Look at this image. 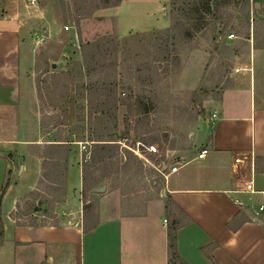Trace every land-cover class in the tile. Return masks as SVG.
<instances>
[{"label": "rangeland", "instance_id": "1", "mask_svg": "<svg viewBox=\"0 0 264 264\" xmlns=\"http://www.w3.org/2000/svg\"><path fill=\"white\" fill-rule=\"evenodd\" d=\"M32 1L0 0V16L24 22L34 40L26 102L39 121L43 141H72L84 161L90 158V139L98 129L105 126L107 134L128 135L118 141L110 177L98 185L87 181L84 211L78 189L67 207L56 204L61 191L46 184L62 186L63 177L52 165L45 173L49 182L15 211L23 220L71 223L84 212L94 223L101 203H119L137 212L161 197L166 181L162 168L188 161L207 146L214 102L236 82L245 83L238 75L251 63L254 40L261 47L255 54V72L258 99L264 105V6L214 0L217 15L192 17L180 9L192 0H176V8L173 0H109V6L103 5L108 0ZM101 39L110 51L107 57L96 52V66L110 67L109 79L117 86L118 99L125 101L119 105L116 126L114 110L104 126L98 125L99 97L80 87L84 54L90 50L83 45ZM137 98L147 115L135 103ZM145 145L157 146L158 152L149 153ZM138 148L142 156L132 150ZM255 217L264 227V209ZM69 261L64 256L57 264Z\"/></svg>", "mask_w": 264, "mask_h": 264}, {"label": "crops", "instance_id": "2", "mask_svg": "<svg viewBox=\"0 0 264 264\" xmlns=\"http://www.w3.org/2000/svg\"><path fill=\"white\" fill-rule=\"evenodd\" d=\"M251 2L264 6V0ZM29 36L24 22L0 16V264H57L64 256L70 264H213L211 256L220 264H264V227L255 217L264 207V105L255 72L261 47L255 40L251 63L238 75L245 83L225 89L213 104L216 117L205 135L207 156L164 166L161 197L137 212L101 203L94 223L82 210L71 223H36L15 211L49 182V166L62 170V186L46 185L61 191L55 200L63 207L74 200V189L83 196L84 179L74 142L69 141L68 161L51 163L43 157L52 144L68 140L43 141L39 121L28 109L34 66ZM174 166L178 170L172 172ZM250 180L254 192L247 190ZM80 203L82 207L83 197ZM174 220L179 222L177 260L171 262L168 226Z\"/></svg>", "mask_w": 264, "mask_h": 264}, {"label": "trees", "instance_id": "3", "mask_svg": "<svg viewBox=\"0 0 264 264\" xmlns=\"http://www.w3.org/2000/svg\"><path fill=\"white\" fill-rule=\"evenodd\" d=\"M173 6L176 8V0H173ZM214 0H192L181 7L183 11H187V15H191L192 17L195 16H201V15H209L214 16L218 13V5H214ZM246 5L249 6L251 3V0H245ZM104 6L112 5L109 3V0L107 2L103 3ZM102 41L104 39H101L97 42H87L83 45V48L86 50V48L90 49L89 51L85 52L84 54V74L80 81L81 85L80 87L89 88L91 92L94 94H97L99 97L98 102V112L95 111L96 114L99 116L97 117L98 125L104 126L106 124L107 116L111 115V113L114 110V120H115V126L117 125L116 119H117V113L119 109V105L125 104L124 100H119L117 97V90H116V84L114 81H111L109 78L111 77L112 71H110V67L106 66L104 63L102 65H97L96 61V52L100 50L102 54H104L107 57V54L110 51V47L108 44H103ZM110 40H108L109 42ZM114 49H112L113 51ZM81 71V70H80ZM81 74V72H80ZM94 77H97V80L94 81ZM85 78L87 80H85ZM97 97V99H98ZM132 99V97H130ZM135 103L138 105V107H141L142 114L147 115L148 109L142 108L145 104L144 102L137 98L135 100ZM91 107L89 110L90 115L94 114V106L91 102ZM136 105V106H137ZM148 119V118H145ZM138 130V129H137ZM128 134H121L120 137H118L117 134H107L105 130V126L102 129H98L97 132L93 135V137L90 139L92 142L91 148L89 150L90 152V158L87 160L84 157L83 161V179H84V190L87 184V181L92 180V182L95 185H98L99 183H102L105 179L110 177L111 174V166L114 165L111 162V159L115 157V154L117 152V149L119 148L118 141H125L127 139ZM137 136H140L141 134L139 132H136ZM47 155L45 154L43 157L45 159H51L54 161L58 159H64L66 161L69 160V154H70V147H69V141L66 143L61 144H52V146L47 149ZM66 167V166H65ZM10 185V179L7 180V183L3 189V192H5ZM83 190V197H86V194ZM86 209V206H84ZM248 221V220H245ZM179 228V222L178 220H174L171 224L168 226V236H169V252L171 256V262H174L177 260V251H176V239H177V230ZM4 238V228L1 225V232H0V245L3 243ZM211 259L213 261V264H220L215 260L213 256H211ZM180 264H183L182 262Z\"/></svg>", "mask_w": 264, "mask_h": 264}, {"label": "built area", "instance_id": "4", "mask_svg": "<svg viewBox=\"0 0 264 264\" xmlns=\"http://www.w3.org/2000/svg\"><path fill=\"white\" fill-rule=\"evenodd\" d=\"M37 0H33L32 2H33V4H35V2H36ZM66 29H69V27H66ZM230 37H233V35L231 34L230 35ZM216 117V111H214L213 113H212V118H215ZM82 147H83V149H85L86 148V146H85V144H82ZM144 148H146V150L149 152V153H157L158 152V148H157V146H155V145H145L144 146ZM137 155H139V156H142V153L140 152V148H138L137 150H135V149H132ZM207 154H208V149H206V148H203L199 153H198V157L199 158H205L206 156H207ZM178 170V167L177 166H174L173 168H172V172H175V171H177ZM163 174H164V172H163ZM164 176L167 178V175H165L164 174ZM254 181L253 180H250L249 182H248V185H247V190L248 191H250V192H254ZM262 209H264V207H261V210ZM164 222H165V224H167V219H165L164 220Z\"/></svg>", "mask_w": 264, "mask_h": 264}]
</instances>
